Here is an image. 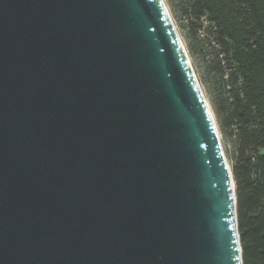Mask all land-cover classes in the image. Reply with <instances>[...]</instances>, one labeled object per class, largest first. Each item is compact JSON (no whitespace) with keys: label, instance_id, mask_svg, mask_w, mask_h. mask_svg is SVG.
<instances>
[{"label":"water","instance_id":"95a60500","mask_svg":"<svg viewBox=\"0 0 264 264\" xmlns=\"http://www.w3.org/2000/svg\"><path fill=\"white\" fill-rule=\"evenodd\" d=\"M0 264H243L164 0H0Z\"/></svg>","mask_w":264,"mask_h":264},{"label":"trees","instance_id":"16d2710c","mask_svg":"<svg viewBox=\"0 0 264 264\" xmlns=\"http://www.w3.org/2000/svg\"><path fill=\"white\" fill-rule=\"evenodd\" d=\"M233 146L243 264H264V0H169Z\"/></svg>","mask_w":264,"mask_h":264},{"label":"rangeland","instance_id":"374dc122","mask_svg":"<svg viewBox=\"0 0 264 264\" xmlns=\"http://www.w3.org/2000/svg\"><path fill=\"white\" fill-rule=\"evenodd\" d=\"M165 1V4H166V7L171 15V18L173 20V23L175 24L176 28H177V31L179 32V35L181 37V40L183 42V45L187 51V48H186V37H185V34H186V30L181 26L182 23H184V19H182L181 17V14L178 10H173V7L170 3L169 0H164ZM188 56H189V59L191 61V64H192V67L195 71V74L198 78V81H199V84L206 96V98L208 99L209 101V96H208V92L206 90V86L205 84L199 79L200 77V73H199V67L197 65V62H196V59L193 57V56H190L189 53L187 52ZM210 103V102H209ZM217 123V122H216ZM219 131V129H218ZM219 135H220V138H221V142H222V146H223V151H224V154H225V157H226V160H227V163L229 164V167L231 168V165H232V161H233V158H232V154H233V146H232V143H231V140L230 139H227L225 138L221 132L219 131Z\"/></svg>","mask_w":264,"mask_h":264}]
</instances>
